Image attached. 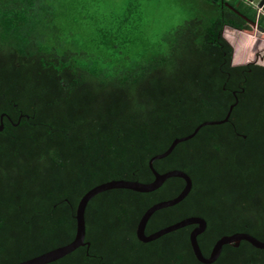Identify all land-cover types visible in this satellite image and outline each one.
<instances>
[{
    "label": "trees",
    "instance_id": "16d2710c",
    "mask_svg": "<svg viewBox=\"0 0 264 264\" xmlns=\"http://www.w3.org/2000/svg\"><path fill=\"white\" fill-rule=\"evenodd\" d=\"M180 5L186 17L159 42L145 38L144 11L130 0L78 47L60 32L55 45L45 44L57 26L49 0H0V264L70 244L86 193L113 180L153 182L154 156L224 120L235 103L228 122L201 128L154 162L160 174L185 172L193 186L181 203L153 214L146 234L201 217L207 258L224 236L264 241V65L234 66L223 36L226 26L264 28V18L246 0ZM185 185L170 178L150 193L96 195L85 213L89 250L50 264H203L190 242L195 225L149 243L137 237L145 212ZM213 264H264V249L225 245Z\"/></svg>",
    "mask_w": 264,
    "mask_h": 264
},
{
    "label": "water",
    "instance_id": "95a60500",
    "mask_svg": "<svg viewBox=\"0 0 264 264\" xmlns=\"http://www.w3.org/2000/svg\"><path fill=\"white\" fill-rule=\"evenodd\" d=\"M219 1V0H215ZM225 1V0H222ZM252 5H254L258 11V20L264 18V0H246ZM226 6H230L228 3H225ZM231 7V6H230ZM234 9L233 7H231ZM235 10V9H234ZM236 11V10H235ZM252 26L259 31L260 33H264V28L258 25V23H252ZM240 31V30H238ZM225 30H223V36H224ZM254 62V61H253ZM251 62V63H253ZM250 63V64H251ZM237 103L232 105L230 107V111L227 115V117L224 120L221 121H207L200 126L197 127V129L189 136L183 137V138H177L173 141L172 145L169 147V149L159 155L154 156L150 162L149 166L151 171L153 172L155 179L151 183H141L139 181H128V180H113L104 184H101L99 186H96L95 188L91 189L88 193H86L81 201L79 202V205L77 207V214H76V220H77V233L75 239L68 245L51 250L47 253H44L40 256L34 257L32 259L26 260L24 262H21L19 264H50L53 262H56L65 256L71 254L74 252L76 249L79 247H84L87 246L88 250L90 247V243L86 242V221H85V213H86V208L92 198H94L96 195L109 191V190H114V189H127V190H132L135 192L139 193H150L154 192L157 189H159L168 179L170 178H181L186 182V185L182 192L174 199L167 200V201H162L159 202L155 205H153L151 208H149L143 217L141 218L138 227H137V237L138 239L143 242V243H149L153 242L164 235H167L169 233H172L174 231H177L179 229L188 227V226H193L195 225L196 227L193 229V231L190 234V242L191 246L193 248L194 254L197 257V259L203 263V264H213L214 262L217 261L219 258L223 247L225 245H234L235 247H239L240 243L242 241H247L250 244H252L255 248L258 249H264V241H261L254 236L247 234V233H236L231 236H224L222 237L214 246L211 255L207 258L204 256L200 245L198 243V237L205 232L207 229V222L205 219L201 217H190L187 219H184L180 222H177L171 226H168L166 228H163L155 233H152L151 235L146 234V227L147 224L150 220V218L153 216L154 213L157 211L173 207L179 203H181L191 192L192 190V179L191 177L186 174L183 171L180 170H173L169 171L164 174H160L155 168H154V162L157 160L164 159L168 157L176 148V146L182 142H186L190 139H192L201 128L205 126H210V125H220L223 123H226L229 121L231 113L236 106ZM3 118V117H2ZM4 128L3 125V120H1V125H0V131H2Z\"/></svg>",
    "mask_w": 264,
    "mask_h": 264
},
{
    "label": "rangeland",
    "instance_id": "374dc122",
    "mask_svg": "<svg viewBox=\"0 0 264 264\" xmlns=\"http://www.w3.org/2000/svg\"><path fill=\"white\" fill-rule=\"evenodd\" d=\"M138 1L144 11L142 32L149 43L159 42L168 30L181 24L186 17L180 12V0ZM129 2L130 0H49L55 13L48 17H54L57 26L54 29L53 24L49 23L52 25L51 30L46 32L49 35L45 37V44L55 45L58 38L55 35L60 32V38L67 42L75 43L78 47L89 46L96 39L97 30L105 24L106 18H110L114 12L122 11ZM225 35L231 38L228 30ZM249 35L254 37H250L252 47L249 52L241 50L240 53L249 54L250 57L259 53L264 55V43L259 39L261 36L264 40L263 34L254 29ZM258 63L264 65V60L258 59Z\"/></svg>",
    "mask_w": 264,
    "mask_h": 264
},
{
    "label": "crops",
    "instance_id": "0c3cea01",
    "mask_svg": "<svg viewBox=\"0 0 264 264\" xmlns=\"http://www.w3.org/2000/svg\"><path fill=\"white\" fill-rule=\"evenodd\" d=\"M257 10H259V9H257ZM224 30H225V32H226V30H228V32L231 34V38H228L225 35V32H224L225 39L234 48V54H233L232 64L234 66H242V65H248L249 63L253 62V59L254 58L256 59L257 54H253V56L250 57L249 54H246V55L243 54L242 55L240 52H241V50H243V51L248 50V52L250 51V49L252 47V44H253L252 43V39H250V37L253 38V39H254V37H252V35H249V33H246V32H243V31H238L237 29H234V28L229 27V26H226L224 28ZM261 36H260L259 39H260L261 42L264 43V40L262 39Z\"/></svg>",
    "mask_w": 264,
    "mask_h": 264
},
{
    "label": "flooded vegetation",
    "instance_id": "af4514ba",
    "mask_svg": "<svg viewBox=\"0 0 264 264\" xmlns=\"http://www.w3.org/2000/svg\"><path fill=\"white\" fill-rule=\"evenodd\" d=\"M260 58V53H259V55L257 54V57H256V60H254V62L253 63H251V64H258V59ZM262 59H264V58H262ZM250 64V63H249ZM248 64V65H249ZM259 65H261V64H259Z\"/></svg>",
    "mask_w": 264,
    "mask_h": 264
},
{
    "label": "built area",
    "instance_id": "2783aa9c",
    "mask_svg": "<svg viewBox=\"0 0 264 264\" xmlns=\"http://www.w3.org/2000/svg\"><path fill=\"white\" fill-rule=\"evenodd\" d=\"M259 11V10H258Z\"/></svg>",
    "mask_w": 264,
    "mask_h": 264
}]
</instances>
